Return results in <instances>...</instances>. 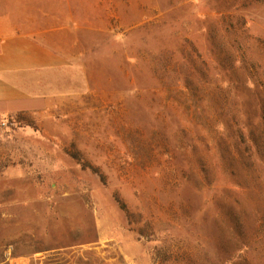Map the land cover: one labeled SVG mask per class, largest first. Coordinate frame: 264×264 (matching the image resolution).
Here are the masks:
<instances>
[{"label":"rangeland","instance_id":"rangeland-1","mask_svg":"<svg viewBox=\"0 0 264 264\" xmlns=\"http://www.w3.org/2000/svg\"><path fill=\"white\" fill-rule=\"evenodd\" d=\"M105 2L85 76L2 118L0 264H264V152L226 148L264 92V0Z\"/></svg>","mask_w":264,"mask_h":264},{"label":"crops","instance_id":"crops-1","mask_svg":"<svg viewBox=\"0 0 264 264\" xmlns=\"http://www.w3.org/2000/svg\"><path fill=\"white\" fill-rule=\"evenodd\" d=\"M101 6L105 0H0V132L3 117L48 108L60 89H72L69 79L85 76V31Z\"/></svg>","mask_w":264,"mask_h":264},{"label":"trees","instance_id":"trees-1","mask_svg":"<svg viewBox=\"0 0 264 264\" xmlns=\"http://www.w3.org/2000/svg\"><path fill=\"white\" fill-rule=\"evenodd\" d=\"M227 28L224 27L223 32L227 33V31H228ZM243 30L244 29L242 28L239 31L240 34H239L238 38L235 40L236 42H239L238 45H241V40L243 41L244 44L247 43V41H246L247 36ZM211 31L213 32V34L216 35V31L214 29H209L210 34H211ZM219 50L221 51V47ZM222 52L224 54H227V55H228V53H230L228 50H222ZM237 52H238L237 55L242 56L244 54L243 50L239 53V48L237 49ZM184 90L187 93L190 92V89H184ZM224 90L225 89H223V91ZM223 91L220 90L219 94H222ZM254 91H260V90L255 89ZM217 93H216V96H217ZM263 93L264 92H262V94ZM256 94L257 95H255V96L257 98L255 97L254 102L252 104H250L251 110L250 111L244 110L241 112V116H243L244 121H248L251 119V120H253V124H254V125H252L250 123V125H252V126L248 130L249 131L248 132V137H249L248 143L246 142V140L244 141V137L241 135L242 133L237 131V137L239 139V143L231 141V144H230L231 146L229 148H228V146H226L227 152H228L227 154L230 156L229 158L232 160V162L229 163L230 165L228 164L227 167H230V168L236 167L237 169L245 170V167H247V165H248V161H245V159H247L248 156H247V154L244 155V150H247L246 144L251 146L255 150L254 154L258 156L259 160H261L260 156H261L262 152H264V122H263V120H264V97L261 96L262 95L261 93H256ZM191 111H195V110H191ZM257 121H259L260 124H256ZM247 124H249V123H247ZM227 128L228 127L226 126V129ZM241 128L244 129V127H241ZM245 128H246V126H245ZM258 153H260V154L258 155ZM238 215L245 216V211H243V210L239 211ZM238 227H240V226H238ZM229 253L230 254L228 256H225V257H219L217 255L218 263L219 264H227V263L239 264V263H241L240 262L241 256L239 255V248H236ZM182 262L187 263V264L188 263H191V264L196 263L194 256L191 253L184 254V256H182Z\"/></svg>","mask_w":264,"mask_h":264},{"label":"built area","instance_id":"built-area-1","mask_svg":"<svg viewBox=\"0 0 264 264\" xmlns=\"http://www.w3.org/2000/svg\"><path fill=\"white\" fill-rule=\"evenodd\" d=\"M3 123V122H2Z\"/></svg>","mask_w":264,"mask_h":264}]
</instances>
